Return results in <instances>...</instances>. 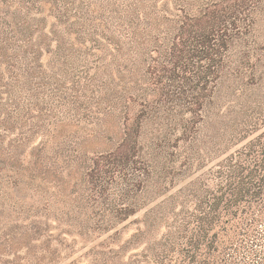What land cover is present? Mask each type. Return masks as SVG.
Listing matches in <instances>:
<instances>
[{
    "label": "trees",
    "instance_id": "1",
    "mask_svg": "<svg viewBox=\"0 0 264 264\" xmlns=\"http://www.w3.org/2000/svg\"><path fill=\"white\" fill-rule=\"evenodd\" d=\"M263 20L264 0H0V264H264V99L218 103L264 87Z\"/></svg>",
    "mask_w": 264,
    "mask_h": 264
},
{
    "label": "rangeland",
    "instance_id": "2",
    "mask_svg": "<svg viewBox=\"0 0 264 264\" xmlns=\"http://www.w3.org/2000/svg\"><path fill=\"white\" fill-rule=\"evenodd\" d=\"M257 38L258 42L260 43V48L262 49V52L264 53V20L261 22V24L258 26L257 30ZM252 91V92H250ZM236 92L240 97L238 100L233 99V94ZM253 100H263L264 99V87L258 88L256 90H252V88L245 86L244 84H234V82H230L229 80H226V82L223 84L221 87V90L219 91V99L218 103L221 105V112L222 115L226 116L228 115L229 117L231 115H236L243 113L244 111H249V104L248 102ZM264 131V126H262L257 133H255L254 136L259 135L261 132ZM250 139H252V136L249 137V139L244 140L243 142H239L237 145L230 146L226 151L225 154L232 153L238 149H240L242 146H244ZM216 162V161H215ZM213 161H209L207 163V168L211 167L212 165L215 164ZM205 169V170H206ZM202 171L195 172V174L187 179H183V181L177 183L174 185V188H171L167 194H165L163 197H160L157 202L165 200L167 197H169L171 194H175L181 189H184L187 187V185L192 182L194 179H196ZM156 202V203H157ZM153 203L152 205H154ZM150 205V206H152ZM149 206V207H150ZM148 207V208H149ZM144 212L142 211L136 216L132 217L131 219L128 220L124 225L127 227L126 230H124V240L128 239L138 228V226L135 224V221L139 222L142 221L144 218ZM164 228L161 227L160 234H162L164 231ZM143 248H145V245H142L139 250L141 251Z\"/></svg>",
    "mask_w": 264,
    "mask_h": 264
}]
</instances>
